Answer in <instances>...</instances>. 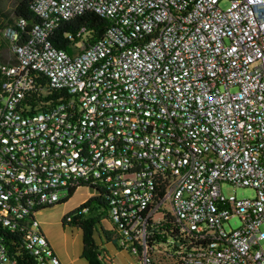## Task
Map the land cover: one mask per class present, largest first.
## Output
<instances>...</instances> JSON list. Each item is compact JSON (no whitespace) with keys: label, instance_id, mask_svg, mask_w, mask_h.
<instances>
[{"label":"built area","instance_id":"2783aa9c","mask_svg":"<svg viewBox=\"0 0 264 264\" xmlns=\"http://www.w3.org/2000/svg\"><path fill=\"white\" fill-rule=\"evenodd\" d=\"M226 1L34 0L26 40L24 19L4 29L0 264H63L35 214L82 188L109 192L138 264H264V0ZM85 12L110 21L104 36L55 47ZM27 70L57 98L30 115Z\"/></svg>","mask_w":264,"mask_h":264},{"label":"trees","instance_id":"16d2710c","mask_svg":"<svg viewBox=\"0 0 264 264\" xmlns=\"http://www.w3.org/2000/svg\"><path fill=\"white\" fill-rule=\"evenodd\" d=\"M33 4L34 0H17L11 14L3 10L0 0V36L3 37L5 28L16 24L20 19H24L27 22V26L22 34V41L26 40L32 27L40 21L33 9ZM110 25V21L100 14L96 12H85L81 15H77L71 20L61 23L55 31L52 41L55 47L63 49L73 55L75 53L74 49L76 48V34L79 31L85 30L84 39L87 43H90L101 39ZM69 36H73L75 39L74 42L69 39ZM3 41L9 46L7 40L4 39ZM16 64L17 62L14 56L11 65L14 66ZM26 75L29 80L30 89L25 95L24 112L30 115L32 113L44 111L46 108L53 105V101L56 102L57 100L56 94L50 91L45 80L32 70H27ZM7 80L8 77L0 72V91ZM76 191L77 189L69 192V195L57 204H66L74 196ZM109 208V192L106 189H99L96 195L90 197L63 218L62 224L64 226L69 225L83 231V256L90 264H103V261L99 260L100 246L97 245L94 235L98 227L102 225L105 219V212L109 211ZM68 218L70 221H68ZM109 233H111V231ZM105 235L107 236V232H105ZM140 252H142L141 249Z\"/></svg>","mask_w":264,"mask_h":264},{"label":"rangeland","instance_id":"374dc122","mask_svg":"<svg viewBox=\"0 0 264 264\" xmlns=\"http://www.w3.org/2000/svg\"><path fill=\"white\" fill-rule=\"evenodd\" d=\"M17 0H1V5L6 13L13 12ZM229 2L222 0L221 7L223 9L228 8ZM0 62L5 64H12L14 60L13 53L9 46L3 41L4 38L0 36ZM222 192L229 198L235 196L239 200L255 199L257 192L250 187L235 186L231 183H223L221 186ZM88 190L85 188L76 191L74 196L66 204H57L53 207L43 209L39 214H35L36 220L41 224L42 229L49 238L52 246L57 254L60 256L64 264H90V262L83 256L84 235L81 229L71 227L69 225H63L62 221L65 215L76 209L81 203L86 200L89 195ZM89 199V198H88ZM103 227L106 229H112V240L110 241L114 247V252L118 254L119 240L117 238V231H113L114 225L111 222V214L109 211L105 212V219L102 222ZM230 224L233 229H238L241 225L240 219L234 217L230 220ZM228 230H230L229 224H226ZM264 229V226H262ZM105 247V246H104ZM100 247L99 260L107 258L114 259V264H138L135 256L125 253L122 256L111 257L109 247ZM106 264L105 262H102Z\"/></svg>","mask_w":264,"mask_h":264},{"label":"crops","instance_id":"0c3cea01","mask_svg":"<svg viewBox=\"0 0 264 264\" xmlns=\"http://www.w3.org/2000/svg\"><path fill=\"white\" fill-rule=\"evenodd\" d=\"M76 50L74 49V52H75ZM79 190V189H78ZM88 195H89V197L88 198H90V197H92V193H90V192H88L87 193ZM88 198L86 199V200H88ZM86 200H84L81 204H83ZM103 224V223H102ZM44 231V230H43ZM112 232V229H105L104 227H103V225H101L100 227H98V229H97V231L95 232V235H94V237H95V240H96V243H97V245H99L100 247H109V249H110V252L111 253H108L111 257L113 256V257H117V256H122L123 254L125 255V253H127V252H125V251H121L120 250V252H118V254L116 253V252H114V245L110 242L111 240H112V235H111V233H109V232ZM105 232H107V236L105 235ZM45 233V232H44ZM109 233V234H108ZM46 235V234H45ZM47 236V235H46ZM48 238V237H47ZM49 239V238H48ZM49 242H50V240H49ZM50 244H51V242H50ZM52 245V244H51ZM53 247V246H52ZM104 247V248H105ZM114 247V248H113ZM54 248V247H53ZM116 249V248H115ZM55 250V249H54ZM117 250V249H116ZM56 252V251H55ZM56 254H57V252H56ZM57 256L60 258V256L57 254ZM109 258V257H108ZM60 260H61V262L63 263V261H62V259L60 258ZM110 260H111V258H110ZM113 260L114 259H112L111 260V264H114V262H113ZM64 264V263H63Z\"/></svg>","mask_w":264,"mask_h":264}]
</instances>
